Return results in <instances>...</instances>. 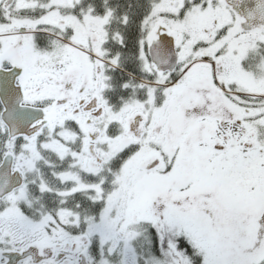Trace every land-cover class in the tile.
Returning a JSON list of instances; mask_svg holds the SVG:
<instances>
[{
	"label": "snow or ice",
	"instance_id": "snow-or-ice-1",
	"mask_svg": "<svg viewBox=\"0 0 264 264\" xmlns=\"http://www.w3.org/2000/svg\"><path fill=\"white\" fill-rule=\"evenodd\" d=\"M0 264H264V0H0Z\"/></svg>",
	"mask_w": 264,
	"mask_h": 264
}]
</instances>
